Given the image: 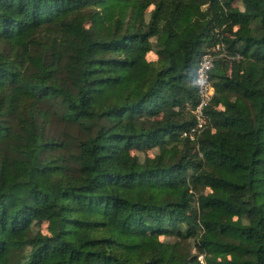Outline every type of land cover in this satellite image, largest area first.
I'll return each mask as SVG.
<instances>
[{"label": "trees", "instance_id": "16d2710c", "mask_svg": "<svg viewBox=\"0 0 264 264\" xmlns=\"http://www.w3.org/2000/svg\"><path fill=\"white\" fill-rule=\"evenodd\" d=\"M199 253L264 264V0H0V264Z\"/></svg>", "mask_w": 264, "mask_h": 264}, {"label": "built area", "instance_id": "2783aa9c", "mask_svg": "<svg viewBox=\"0 0 264 264\" xmlns=\"http://www.w3.org/2000/svg\"><path fill=\"white\" fill-rule=\"evenodd\" d=\"M241 55L232 53L230 49L218 43L204 52L196 70L194 84L197 87L198 102L191 110L194 116V124L183 132V136L198 141L203 132L211 126L210 115L207 112L208 106L215 95V87L211 79V71L219 60H238ZM202 264H207L203 253L198 254Z\"/></svg>", "mask_w": 264, "mask_h": 264}, {"label": "rangeland", "instance_id": "374dc122", "mask_svg": "<svg viewBox=\"0 0 264 264\" xmlns=\"http://www.w3.org/2000/svg\"><path fill=\"white\" fill-rule=\"evenodd\" d=\"M237 4H239L240 6H241V2L240 1H238L237 2ZM206 8H208V6H206ZM155 54L154 53H150L149 54V58L150 59H155ZM229 62L231 61V60H228ZM155 152H156V150L154 149V150H150V151H148V154H150V155H153V154H155ZM134 153H137L141 158H144V156L146 155V153H144V152H140V151H135ZM195 240L194 239H192V240H190L189 241V243H190V249L192 250V252L193 253H196L197 251H196V248H195Z\"/></svg>", "mask_w": 264, "mask_h": 264}]
</instances>
